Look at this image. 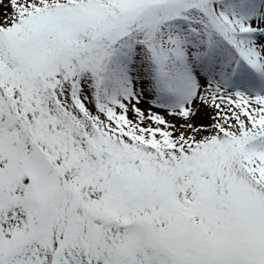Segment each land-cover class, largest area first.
I'll use <instances>...</instances> for the list:
<instances>
[{
	"label": "snow or ice",
	"instance_id": "6c2138e0",
	"mask_svg": "<svg viewBox=\"0 0 264 264\" xmlns=\"http://www.w3.org/2000/svg\"><path fill=\"white\" fill-rule=\"evenodd\" d=\"M0 264H264V0H0Z\"/></svg>",
	"mask_w": 264,
	"mask_h": 264
}]
</instances>
